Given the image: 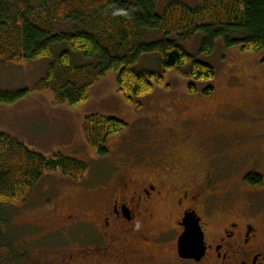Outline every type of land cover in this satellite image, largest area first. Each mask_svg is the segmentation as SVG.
<instances>
[{"label":"rangeland","instance_id":"374dc122","mask_svg":"<svg viewBox=\"0 0 264 264\" xmlns=\"http://www.w3.org/2000/svg\"><path fill=\"white\" fill-rule=\"evenodd\" d=\"M46 1L50 6L51 1ZM156 1L157 13L163 15L172 2L197 7L200 0ZM33 2L37 4V0ZM53 28L56 32L72 31L70 24L55 23ZM149 36L148 42L158 39L156 32ZM202 39L203 34L199 33L191 41L182 43L189 54L211 65L216 72L213 81L197 84L196 93L189 91L191 80L185 75L190 63L167 71L163 85L155 84L152 93L133 102L119 91V72L112 70L91 88L88 100L76 109L67 104L56 106L51 92L32 91L45 77L48 59L24 65L8 64L0 59V90L30 91L15 104L0 103V133L47 158L62 154L88 165L87 173L78 180L64 176L59 170L48 172L23 203L6 209L0 264H65L70 258L75 259L71 264H78L79 252L82 254V249L89 252L92 248L88 242L91 230L84 223L61 228L69 217L98 214L101 193L95 188L117 166L140 159L154 139V121L169 123L177 129L188 122L185 150L198 160L196 171L205 173L210 191L208 202L212 206L217 200L213 195L219 194V211L212 216L223 219L232 208L244 206L247 199L264 200V188L252 197L240 187L248 172L264 175V51L255 54L243 52L241 47L227 49L220 39L211 55H202ZM137 68L160 71V56L145 55ZM210 86L212 94L205 95V89ZM92 115L119 119L126 124L119 135L109 139V153L105 157L99 156L97 149L86 141L83 125ZM230 193L238 195L235 203H229L222 196ZM180 212L173 196H166L153 208V220L147 224L148 235L167 233L163 239H171L170 231L176 228ZM172 254L173 247L167 244L146 250L144 256L163 261ZM129 260L132 264L142 261Z\"/></svg>","mask_w":264,"mask_h":264},{"label":"trees","instance_id":"16d2710c","mask_svg":"<svg viewBox=\"0 0 264 264\" xmlns=\"http://www.w3.org/2000/svg\"><path fill=\"white\" fill-rule=\"evenodd\" d=\"M0 0V59L24 65L50 61L45 77L33 92H51L56 106L79 108L91 88L108 72H119V91L129 101L149 95L154 85H163L167 71L191 64L185 75L197 84L211 82L215 69L196 59L182 46L202 33L200 53L211 55L218 40L227 49L264 51V0H200L197 7L172 2L164 14L157 13L156 0ZM70 24L71 32H56L53 24ZM158 39L148 42L149 34ZM149 33V34H148ZM158 54L160 71L139 70L145 55ZM213 87L205 89L211 95ZM29 90L4 92L0 103L12 105ZM126 124L115 118L92 115L83 130L87 143L99 156L109 151L108 141ZM61 171L78 180L88 165L57 154L52 158L31 150L17 139L0 133V244L5 239L6 209L23 203L48 172Z\"/></svg>","mask_w":264,"mask_h":264},{"label":"flooded vegetation","instance_id":"af4514ba","mask_svg":"<svg viewBox=\"0 0 264 264\" xmlns=\"http://www.w3.org/2000/svg\"><path fill=\"white\" fill-rule=\"evenodd\" d=\"M154 124V139L140 159L117 166L95 188L101 193L98 214L69 217L61 228L84 223L91 230L88 242L92 248L89 252H85L86 249H82V254L79 252L78 264H132L129 258L142 260L139 264H264V200L247 199L244 206L232 208L223 219L212 216L219 211V194L213 195L217 200L212 206L208 202L210 191L205 173L196 171L198 160L185 150L188 122L185 121L181 129L161 121H154ZM249 173L243 176L240 187L255 196L264 188V175ZM168 195L173 196L181 211L176 228L170 231L173 236L169 240L163 239L167 233L150 237L147 224L153 220V208ZM222 196L231 204L239 198L233 193ZM187 214L197 216L204 235L206 250L200 261L179 255ZM221 220L224 221L221 223ZM63 236L65 239L64 233ZM167 244L173 247L171 257L154 261L153 256H144L146 250ZM74 261L70 258V262Z\"/></svg>","mask_w":264,"mask_h":264},{"label":"water","instance_id":"95a60500","mask_svg":"<svg viewBox=\"0 0 264 264\" xmlns=\"http://www.w3.org/2000/svg\"><path fill=\"white\" fill-rule=\"evenodd\" d=\"M185 232L179 241V255L184 259L200 261L205 255L204 235L195 214H187Z\"/></svg>","mask_w":264,"mask_h":264}]
</instances>
